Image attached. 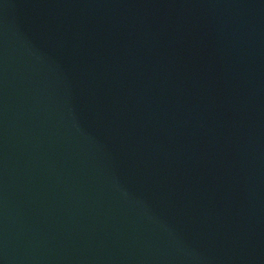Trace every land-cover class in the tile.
Instances as JSON below:
<instances>
[{
    "label": "water",
    "instance_id": "1",
    "mask_svg": "<svg viewBox=\"0 0 264 264\" xmlns=\"http://www.w3.org/2000/svg\"><path fill=\"white\" fill-rule=\"evenodd\" d=\"M2 264H264V0H0Z\"/></svg>",
    "mask_w": 264,
    "mask_h": 264
},
{
    "label": "snow or ice",
    "instance_id": "2",
    "mask_svg": "<svg viewBox=\"0 0 264 264\" xmlns=\"http://www.w3.org/2000/svg\"><path fill=\"white\" fill-rule=\"evenodd\" d=\"M0 264H2V261H0Z\"/></svg>",
    "mask_w": 264,
    "mask_h": 264
}]
</instances>
